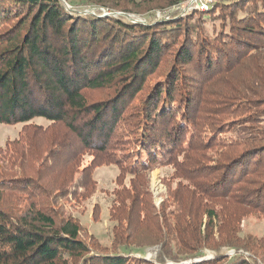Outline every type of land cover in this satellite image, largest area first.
<instances>
[{"label": "trees", "instance_id": "trees-1", "mask_svg": "<svg viewBox=\"0 0 264 264\" xmlns=\"http://www.w3.org/2000/svg\"><path fill=\"white\" fill-rule=\"evenodd\" d=\"M185 1L0 0V124H25L0 146V264H142L131 253L145 248L160 264H180L205 247L253 251L239 228L247 211L264 214V0H223L155 24L101 12L145 14ZM171 52L167 72L144 95ZM101 89L111 93L88 100L87 91ZM200 115L232 118L205 140ZM40 118L62 124L66 141L29 125ZM124 125L129 161L113 150ZM60 142L61 158L76 144L92 154L83 172L102 160L132 177L112 207L116 252L94 251L78 222L48 205L42 177ZM214 148L221 159L210 165ZM159 166H173L180 181L157 210L136 180ZM206 264L250 262L218 256Z\"/></svg>", "mask_w": 264, "mask_h": 264}, {"label": "rangeland", "instance_id": "rangeland-1", "mask_svg": "<svg viewBox=\"0 0 264 264\" xmlns=\"http://www.w3.org/2000/svg\"><path fill=\"white\" fill-rule=\"evenodd\" d=\"M139 1V0H138ZM188 0L180 4V7L174 10L164 9V10H152L149 13L139 14L137 12L123 13L119 10L114 12H108L105 9H101L103 14L107 16L113 15L114 17H125L132 22H150L155 24L157 20L167 19L170 16L186 18L190 14L196 13H206L209 12L218 2L223 0H202L209 4L208 8L201 9L199 4H191ZM190 3V4H189ZM77 10L84 11L86 14H94V9L92 8H77ZM105 17V16H102ZM214 17V14L211 15ZM212 19V18H211ZM211 20H208V25H211ZM211 27V26H209ZM173 61L172 52L167 54L165 62L162 68L153 76L148 78L145 84L144 95L148 94L149 89H147L150 84L155 83L158 78L163 76L165 71L167 72L169 65ZM243 73V72H242ZM111 91L107 89L101 90H90L86 92V97L89 101L94 99H100L105 97ZM143 98L139 96L138 99H134L130 103L127 110V115L130 117L137 107L142 104ZM264 109V106H262ZM132 113V114H131ZM238 117V116H236ZM244 117V116H242ZM247 117V116H246ZM230 116H221L217 118H206L200 115L198 121L199 125L202 126V132L200 136L205 140L209 139L210 135H213L216 131V125L222 124L231 120ZM264 122V117L262 118ZM215 121H218L216 124ZM29 125L41 126L44 128H52L54 137V143L65 137L66 128L62 124L53 125L51 122L45 119H35ZM204 125V126H203ZM25 124L16 125H4L0 124V146H4L7 141L18 139L21 131L23 130ZM264 129V124L259 126ZM120 137L114 144V151L117 159L122 161H129L127 159V154L132 146V141L128 136L129 128L125 125L119 130ZM263 131H259L258 134H263ZM225 135H230L226 133ZM70 138L71 133H69ZM229 138L226 142L234 141L231 136H226ZM53 146V151L50 155V160L47 162L48 166H52L51 170H46V176L42 177L43 186L46 187L49 198L53 200V203H48V205L56 207L58 212L65 216L71 217L81 227V238L85 240L94 251L97 252H116L114 250V228L116 227V221L112 219L113 206L116 202V192L121 191L123 188H129L132 177L125 174H121L120 168L115 164H110L103 162L102 160L97 161V164L93 166V173L89 171L83 172L87 167L92 165V154L88 151L78 148L76 144V153L73 156L67 155L60 157L59 154H63L62 147L60 144ZM219 148V147H218ZM116 149V150H115ZM221 149V148H220ZM214 148L212 151L207 150V164L214 165L217 163L215 157L221 159L219 155V150ZM112 150V151H113ZM113 153V152H112ZM114 155V154H113ZM101 157H99L100 159ZM181 157L178 161L180 162ZM183 167H181L182 169ZM68 171H71L70 173ZM183 173H188V170H183ZM177 177L175 178V175ZM180 173L175 171L173 166H159L158 168L152 170L150 173L140 176L137 179V187H139L140 196L144 197V192H148V197L157 210L160 209L163 201L168 199L170 192V187L173 188L177 186L180 181ZM171 185H169V184ZM63 188L61 192H58L59 188ZM43 195V194H41ZM197 208V207H196ZM239 237L243 240H247L252 245L253 251H246L239 248H203L200 251V256L194 260L185 261L180 264H206L209 261H214L218 256H224L228 260H247L250 264H264V214L258 211H247L245 216L242 218L240 223ZM215 240H217V235ZM141 252L132 251V256L137 257L139 260H145L146 263L142 264H160L157 260V252L145 248L140 250ZM173 264V263H172ZM177 264V263H174Z\"/></svg>", "mask_w": 264, "mask_h": 264}, {"label": "built area", "instance_id": "built-area-1", "mask_svg": "<svg viewBox=\"0 0 264 264\" xmlns=\"http://www.w3.org/2000/svg\"><path fill=\"white\" fill-rule=\"evenodd\" d=\"M212 1L211 0H209V3H211ZM190 3L191 4H199L201 7V9H203V8H208V6H209V4L207 3V2H203L202 0H192V1H190ZM189 3V4H190ZM180 7V5H177V6H174V7H172V8H170V10H174V9H177V8H179Z\"/></svg>", "mask_w": 264, "mask_h": 264}]
</instances>
